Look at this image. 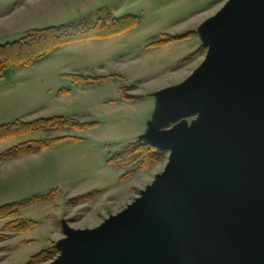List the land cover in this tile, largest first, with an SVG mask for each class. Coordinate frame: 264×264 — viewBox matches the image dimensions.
Here are the masks:
<instances>
[{"label": "rangeland", "instance_id": "374dc122", "mask_svg": "<svg viewBox=\"0 0 264 264\" xmlns=\"http://www.w3.org/2000/svg\"><path fill=\"white\" fill-rule=\"evenodd\" d=\"M226 2L0 0V46L30 31L83 20H138L134 29L110 39L71 45L40 64L10 67L0 74V126L52 117L97 124L90 131L38 130L0 142L1 155L21 143L69 138L31 156L0 159V207L23 204L14 216L0 219V264H30L39 254L55 251L49 261L36 263L49 264L65 237L63 223L74 230L98 227L130 205L163 171L168 152L157 149L162 161L125 181L128 169L107 161L129 144L149 145L139 137L153 120L157 94L179 86L201 65L206 48L200 27ZM164 37L185 39L150 48ZM64 75L107 79L78 88ZM63 89L70 93L58 97ZM121 90L139 100L122 101ZM81 198L85 200L78 201ZM28 221L33 227L17 231Z\"/></svg>", "mask_w": 264, "mask_h": 264}, {"label": "water", "instance_id": "95a60500", "mask_svg": "<svg viewBox=\"0 0 264 264\" xmlns=\"http://www.w3.org/2000/svg\"><path fill=\"white\" fill-rule=\"evenodd\" d=\"M199 31L203 62L139 137L163 171L98 227L63 223L49 264H264V0H227Z\"/></svg>", "mask_w": 264, "mask_h": 264}, {"label": "trees", "instance_id": "16d2710c", "mask_svg": "<svg viewBox=\"0 0 264 264\" xmlns=\"http://www.w3.org/2000/svg\"><path fill=\"white\" fill-rule=\"evenodd\" d=\"M138 20L126 17L116 21L105 19L94 23L80 21L78 23H68L57 27H50L43 30L30 31L28 34L12 43L0 46V74L10 67L26 68L46 61L53 53L59 49L88 41H103L127 32L137 26ZM186 36L185 38H188ZM151 47L164 46L168 43L180 41L184 37H164ZM78 88L94 85L107 78H90L77 75H64ZM69 90L58 91V96H66ZM121 99L124 102L133 103L139 99L135 97H125L123 90L120 91ZM97 127L96 123H78L72 119L62 117H52L48 119H37L31 122L16 121L0 126V142L25 136L26 134L46 130L48 132H60L73 129L78 132L90 131ZM70 128V129H69ZM69 138L62 137L56 139H43L21 143L0 155L1 160L21 158L27 155H34L49 148L52 144H58ZM162 153L156 151L146 143L129 144L120 152L116 153L107 163L109 166L128 169L126 176L122 179L132 178L141 170H146L162 161ZM81 198L78 201H84ZM23 204H10L0 207V219L14 216ZM34 222H22L17 231L23 232L33 227ZM56 254L44 252L31 260L30 264L44 263L49 261Z\"/></svg>", "mask_w": 264, "mask_h": 264}, {"label": "crops", "instance_id": "0c3cea01", "mask_svg": "<svg viewBox=\"0 0 264 264\" xmlns=\"http://www.w3.org/2000/svg\"><path fill=\"white\" fill-rule=\"evenodd\" d=\"M58 96V95H57ZM59 97V96H58ZM60 97H63V96H60ZM31 156V155H30Z\"/></svg>", "mask_w": 264, "mask_h": 264}]
</instances>
